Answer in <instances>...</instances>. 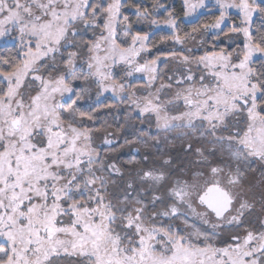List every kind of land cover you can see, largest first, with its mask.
<instances>
[{"label":"snow or ice","instance_id":"1","mask_svg":"<svg viewBox=\"0 0 264 264\" xmlns=\"http://www.w3.org/2000/svg\"><path fill=\"white\" fill-rule=\"evenodd\" d=\"M181 10L213 19L0 0V264H264V0ZM208 32L226 43L197 45ZM107 100L143 125L124 138L139 159L115 155Z\"/></svg>","mask_w":264,"mask_h":264},{"label":"trees","instance_id":"2","mask_svg":"<svg viewBox=\"0 0 264 264\" xmlns=\"http://www.w3.org/2000/svg\"><path fill=\"white\" fill-rule=\"evenodd\" d=\"M152 2H153V0H145V3H148V4H151ZM163 2L171 4L174 6V10L178 16V24H179L180 28L185 30V31H190L191 28L197 24L210 23L213 19V16L210 14V12L208 10H206L205 12H203L204 13L203 15H199L198 19H195L193 21H185L184 17H183V12L181 10V0H174V2H173V0H163ZM212 11H215V10L212 9ZM163 15H165V14L163 13V11H161V17H163ZM132 19L135 20V17H132ZM256 24L257 25L260 24V21L258 19L256 20ZM140 27L144 28L145 31L147 30V26H145V25H142ZM154 32H155V34L153 36L154 43L159 48L161 46L163 48L166 47L165 44L160 43V37L166 33L163 31H159V30H154ZM220 36L222 37L223 35H220ZM220 36H219V38H220ZM215 39H217V38L214 36V34H212V36L206 40V43L211 44ZM13 46H14V44H6L3 46H0V52L10 51L13 49ZM155 54H156V48H153L152 55H155ZM93 95L91 96V98H89L88 95H85V97L80 101V105L84 108H87L89 105H93L94 101H95V97H94V99H92ZM102 99H103V97H102ZM105 103L113 105L111 110L114 111L113 115H116V111L119 109V106L115 105L112 100H107V101H105ZM101 109H103V108H101ZM100 112H101V110H100ZM258 175H259V173H257V176ZM257 178L259 179L260 177L258 176Z\"/></svg>","mask_w":264,"mask_h":264},{"label":"flooded vegetation","instance_id":"3","mask_svg":"<svg viewBox=\"0 0 264 264\" xmlns=\"http://www.w3.org/2000/svg\"><path fill=\"white\" fill-rule=\"evenodd\" d=\"M94 97L95 95H93L92 99H94ZM117 106H119V109L116 111V115H113L114 111L111 109H108V108L100 109L101 112L99 110V113H98L100 116V121L106 122L107 125L109 126V131L116 133V136L118 139V143L115 145L117 149L116 152L120 153V151H126L125 155L131 154V157L135 156L137 159H139L140 156L133 152V148L131 146L124 145V136L126 132L123 127L126 124L125 121H128L127 119L131 121L133 119H136V117L130 113L128 114V110L126 106H123V105H117ZM127 139L133 140L132 137H128ZM122 145L123 147H121ZM136 146H139V145H136ZM142 153H143V149L141 150V155Z\"/></svg>","mask_w":264,"mask_h":264},{"label":"rangeland","instance_id":"4","mask_svg":"<svg viewBox=\"0 0 264 264\" xmlns=\"http://www.w3.org/2000/svg\"><path fill=\"white\" fill-rule=\"evenodd\" d=\"M173 2H174V0H173ZM207 2L211 6V4L213 3V0H207ZM205 11L206 10H202V12H205ZM195 19L196 18H193V17H189L187 19L184 18L185 21H193ZM140 26H142V25H140ZM140 26H138V27H140ZM212 34H213V32H208V33H205L203 35L198 36L197 41L195 43L198 45L200 39H203L205 41V43H206V40L208 38H210L212 36ZM215 40L217 42L224 41L226 43V38L224 36H222V37L220 36V38L215 39ZM14 43H15V41L12 40L11 38H5L3 40H0V46L6 45V44H14ZM206 44L210 47L212 43L211 44L206 43ZM170 46L171 45H166V47L163 48L161 46L162 48L161 47L160 48L166 51L167 48H169ZM189 46L190 47L192 46V42L189 43ZM221 46H223V45H221ZM129 113L132 114L133 116H135L133 113L128 111V114ZM127 120H128L127 123L123 127L125 129V132H126L124 138L125 137H127V138L128 137H132L133 140H136L137 136L139 135L137 130L139 128L143 127V125H141L140 122L137 119H133L131 121L129 119H127ZM125 154H126V151H120V153L119 152L115 153V155H117L122 161H124V160L126 161L127 159L131 158V154L130 155L129 154L125 155ZM258 176L256 175V181H254V182H258L259 181L260 178L258 179L257 178Z\"/></svg>","mask_w":264,"mask_h":264}]
</instances>
